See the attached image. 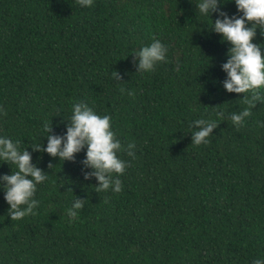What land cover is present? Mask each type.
Instances as JSON below:
<instances>
[{
	"label": "trees",
	"instance_id": "1",
	"mask_svg": "<svg viewBox=\"0 0 264 264\" xmlns=\"http://www.w3.org/2000/svg\"><path fill=\"white\" fill-rule=\"evenodd\" d=\"M225 2L224 12L241 15L234 0ZM196 3L94 0L81 8L76 0H0V136L19 141L48 174L37 185L35 215L21 220L7 215L0 189V264H252L264 257V100L250 107L224 89L231 45L210 30L218 16H200ZM156 39L168 49L166 62L138 73L133 52ZM253 42L264 44L259 29ZM80 102L111 117L125 149L117 153L124 174H113L119 193L84 179L92 171L82 163L86 149L74 162L43 151L48 135L66 134ZM245 108L251 116L234 126L230 114ZM218 112L224 119L210 142L192 144V122ZM11 168L0 165V176ZM76 200L83 207L71 218Z\"/></svg>",
	"mask_w": 264,
	"mask_h": 264
},
{
	"label": "clouds",
	"instance_id": "2",
	"mask_svg": "<svg viewBox=\"0 0 264 264\" xmlns=\"http://www.w3.org/2000/svg\"><path fill=\"white\" fill-rule=\"evenodd\" d=\"M81 8H91L94 0H76ZM225 0H197L196 8L200 16L209 18L216 14L218 18L211 19V31L219 34L221 42L228 43L227 62L222 65V70L227 78L223 83L228 93L242 94L241 100L246 101L250 107L257 101L264 100L258 90H264V44L254 43L259 29L264 36V0H234L237 13L241 15L229 16L222 10ZM250 25V26H249ZM167 47L158 39L149 45L142 46L133 54L138 58L137 71L151 72L157 64L166 62ZM113 77H117L115 72ZM248 93H252L248 96ZM131 94V93H130ZM3 110L0 109V112ZM70 126L64 136H47V146L43 148L51 157H59L61 162L75 160L76 154L86 149L85 159L82 162L91 173H85L84 179L92 177L97 181V191L113 192L122 191V182L119 178L127 167L124 160L117 155L124 151L119 139L112 130L111 117L100 116L94 112L87 103H75L71 108ZM250 108H245L239 113L232 112L230 120L236 127L241 126L246 118L251 116ZM224 119L223 112H218L215 119L201 118L192 122L196 129L192 135V144L206 145L218 121ZM51 124L45 122L44 133L51 132ZM134 143L127 145L129 156H134ZM35 151L41 150V145L34 147ZM8 164L15 167L11 174L0 176V189L4 192V200L9 205L7 215L11 220L17 221L32 214L38 207L35 193L37 185L48 179V174L37 168L32 163L31 154L19 147V141H13L5 136H0V165ZM51 167V165H50ZM71 191V188H69ZM83 202L76 200L68 210V216L78 217ZM252 264H264V257L256 258Z\"/></svg>",
	"mask_w": 264,
	"mask_h": 264
}]
</instances>
